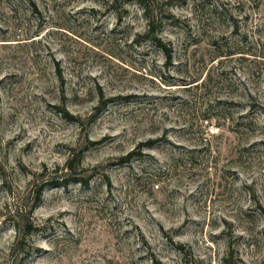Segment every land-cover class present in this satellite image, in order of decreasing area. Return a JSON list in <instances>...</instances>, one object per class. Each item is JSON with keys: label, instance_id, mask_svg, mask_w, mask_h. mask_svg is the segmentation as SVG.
Returning a JSON list of instances; mask_svg holds the SVG:
<instances>
[{"label": "rangeland", "instance_id": "obj_1", "mask_svg": "<svg viewBox=\"0 0 264 264\" xmlns=\"http://www.w3.org/2000/svg\"><path fill=\"white\" fill-rule=\"evenodd\" d=\"M0 264H264V0H0Z\"/></svg>", "mask_w": 264, "mask_h": 264}, {"label": "trees", "instance_id": "obj_2", "mask_svg": "<svg viewBox=\"0 0 264 264\" xmlns=\"http://www.w3.org/2000/svg\"><path fill=\"white\" fill-rule=\"evenodd\" d=\"M149 143L152 144V142H149ZM75 181L80 183V184H83V185L87 184V182L86 181L84 182L83 180H75ZM68 183H69V181L67 179H64L62 182H58V181L55 182V184L57 186H60V187H66L68 185ZM43 189H44V186H41L37 190L36 198H35L36 201L40 199ZM31 220L32 219L29 217V219L26 222V225L23 228H21L24 232V235H28V234L35 232L39 229L38 228L39 226L33 224Z\"/></svg>", "mask_w": 264, "mask_h": 264}]
</instances>
